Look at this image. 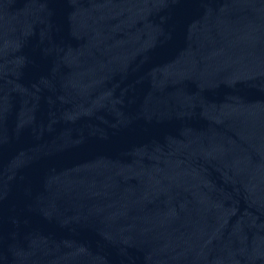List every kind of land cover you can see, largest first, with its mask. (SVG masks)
Returning <instances> with one entry per match:
<instances>
[{
  "label": "water",
  "instance_id": "95a60500",
  "mask_svg": "<svg viewBox=\"0 0 264 264\" xmlns=\"http://www.w3.org/2000/svg\"><path fill=\"white\" fill-rule=\"evenodd\" d=\"M0 264H264V0H0Z\"/></svg>",
  "mask_w": 264,
  "mask_h": 264
}]
</instances>
